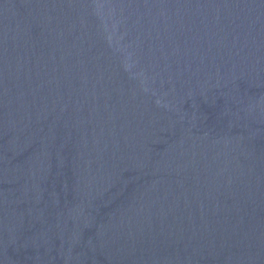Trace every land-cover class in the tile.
<instances>
[{
    "label": "water",
    "instance_id": "water-1",
    "mask_svg": "<svg viewBox=\"0 0 264 264\" xmlns=\"http://www.w3.org/2000/svg\"><path fill=\"white\" fill-rule=\"evenodd\" d=\"M0 264H264V0H0Z\"/></svg>",
    "mask_w": 264,
    "mask_h": 264
}]
</instances>
